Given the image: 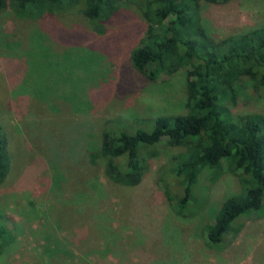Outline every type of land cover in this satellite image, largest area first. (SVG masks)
<instances>
[{
    "label": "rangeland",
    "instance_id": "rangeland-1",
    "mask_svg": "<svg viewBox=\"0 0 264 264\" xmlns=\"http://www.w3.org/2000/svg\"><path fill=\"white\" fill-rule=\"evenodd\" d=\"M199 15L205 33L218 39L263 24L264 0L201 2ZM144 26L130 1L116 6L102 32L79 12L31 20L0 12V125L9 156L0 226L11 239L0 264L263 262L264 215L242 220L223 248L206 243L204 226L239 188L232 173L204 170L178 215L164 186L172 190L167 166L184 148L160 143L133 187L110 183L100 160L88 162L111 118L184 110L183 68L150 81L130 64ZM238 89L230 113L264 116V98L249 80Z\"/></svg>",
    "mask_w": 264,
    "mask_h": 264
},
{
    "label": "trees",
    "instance_id": "trees-1",
    "mask_svg": "<svg viewBox=\"0 0 264 264\" xmlns=\"http://www.w3.org/2000/svg\"><path fill=\"white\" fill-rule=\"evenodd\" d=\"M121 1L132 2L145 23L129 53L131 66L150 81L183 68L184 110L131 121L111 118L100 130L97 147L88 150V162L100 160L110 183L133 187L160 143L184 148L167 166L172 190L164 186L178 215L204 170L215 172L216 177L222 171L232 173L238 190L225 196L203 230L208 246L223 248L242 229V220L264 215V116L230 113L241 79L249 80L264 98V23L212 39L201 24L199 6L225 0H0V12L8 8L15 17L30 20L79 12L102 32ZM8 158L0 125V183L8 171ZM5 232L2 224L0 253L11 241Z\"/></svg>",
    "mask_w": 264,
    "mask_h": 264
}]
</instances>
